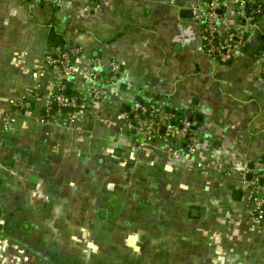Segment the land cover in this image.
<instances>
[{"label":"crops","instance_id":"0c3cea01","mask_svg":"<svg viewBox=\"0 0 264 264\" xmlns=\"http://www.w3.org/2000/svg\"><path fill=\"white\" fill-rule=\"evenodd\" d=\"M198 5L65 0L54 9L39 0H0V264H55L52 224L59 214L56 220L69 216L64 209L55 215L52 204L70 193L99 224L83 229L94 243L83 264L130 262L135 248L127 239L115 244L120 235L135 238L148 257L171 238L172 257L164 255L159 264H264V226L246 215L242 178L251 163L261 162L264 170V14L253 24L242 22L233 6L219 14L220 39L238 33L246 40L224 63L201 51L206 12L197 20ZM183 10L193 17L183 18ZM53 30L81 50L72 88L89 95L85 78L96 70L109 91L89 102L79 122L59 127L41 123L59 83L43 64ZM114 61L122 72L110 83ZM138 100L177 113L193 109L202 138L193 159L172 143L141 144L126 129L129 106ZM21 102L25 109L4 132L5 115ZM93 173L94 184L84 185L82 194L80 181ZM124 203L132 209L120 217V233L101 231L111 211L124 212Z\"/></svg>","mask_w":264,"mask_h":264},{"label":"built area","instance_id":"2783aa9c","mask_svg":"<svg viewBox=\"0 0 264 264\" xmlns=\"http://www.w3.org/2000/svg\"><path fill=\"white\" fill-rule=\"evenodd\" d=\"M40 3L54 9L63 7L65 0H39ZM235 7L237 15L244 23L253 24L256 18L264 14V4L259 0H199L194 16L201 19L200 12H206V18L200 26L201 51L210 55L219 62L227 63L233 60L236 52L246 45L243 34L231 33L224 41L219 38L217 21L219 11ZM80 48L68 42L64 47L48 44L43 64L48 66L58 78L56 93L45 104L41 123L66 126L68 123L79 122L90 101H102L109 91L101 85V73L93 70L85 78L89 95L76 92L67 97L64 91L71 85L74 75V61L80 54ZM122 72L120 63L114 61L110 67V83L115 82ZM37 86L28 95L32 97L37 91ZM25 109V102L15 103L3 119L4 132H10L16 116ZM66 110V111H65ZM182 119H178L176 112L157 106L155 103L134 101L129 106L126 114V129L135 132L141 144L155 142L172 143L182 147L184 157L193 159L202 142L199 134V122L193 109H188ZM187 111H184L187 113ZM252 174V179L247 180V175ZM248 191L247 217L254 225L264 226V170L261 162L254 163V168L246 170L242 175Z\"/></svg>","mask_w":264,"mask_h":264},{"label":"rangeland","instance_id":"374dc122","mask_svg":"<svg viewBox=\"0 0 264 264\" xmlns=\"http://www.w3.org/2000/svg\"><path fill=\"white\" fill-rule=\"evenodd\" d=\"M129 173L130 172H128L123 176L124 181H128L127 178H129ZM85 177L86 180L80 181V183L82 184L79 185L82 194L88 190V188L84 187V185L89 186L91 184H94L97 175L93 173ZM70 188L71 190H73L74 189L73 185H71ZM99 202L103 206L104 203H107V201L104 202L103 200L102 201L99 200ZM64 203H66V206H63ZM123 206H124L123 208L124 212L118 213L119 211H111L112 217H110L109 223L106 226L100 228L101 231L103 229H106L109 235L110 234L116 235L117 233H120L119 232L120 224L118 222L120 220V217L125 218L126 215L130 214L129 210L132 209L131 207L132 203L131 204L124 203ZM140 206H142L141 203ZM85 207H84V201L80 200L78 195H73L72 193H70L69 196H66L62 203L53 202L52 209L54 210L55 215H57L56 213H58L60 209H64L65 211L64 213H66L67 216H69L59 220H56V218H61L60 214L57 215V217H55V215L53 216V218L55 217V221H53L52 224V243H53V252H54L53 258L55 264L61 262L62 258L64 260V264H67V257H66L67 253L71 257V261L70 258L68 259V264H83L82 260H84L85 253L87 257L89 258L91 257L94 243L91 240L90 241L85 240L87 234L85 231H83V229L85 227H89L91 229L96 230L98 228L97 225L99 224L95 222L94 218H90L93 215V213L91 214L90 212L91 211L90 207H86V208ZM85 213H87L88 217H83ZM106 218L107 217L105 216V219ZM74 229L78 230L77 232L79 233L83 231V233L86 235L84 236L83 234H75L74 232H72ZM128 238L125 235H120L118 241H116L115 238L113 239V242L118 245L123 244L124 242L122 240L127 239L126 240L127 242L130 241V246L133 249L135 248L132 254L134 258H131V261L126 262V264H159V258L163 260L164 255L168 257H172L173 251L171 250L172 249L171 246L173 241L171 238L170 240H168V244L165 250L163 248L160 250L158 249L157 253L153 254L150 257L144 255L142 252L139 251L140 248L138 247L135 238L131 239V235H128ZM157 244L158 243L156 241H153V245H157ZM79 245H82V248L84 247V245H87V248L85 247L87 251H85L84 249H82V251L79 250ZM88 245L90 246L88 247ZM166 264H172V261L168 260Z\"/></svg>","mask_w":264,"mask_h":264},{"label":"trees","instance_id":"16d2710c","mask_svg":"<svg viewBox=\"0 0 264 264\" xmlns=\"http://www.w3.org/2000/svg\"><path fill=\"white\" fill-rule=\"evenodd\" d=\"M49 43L52 44V45H59V46H63L64 47L68 43V41L65 40L63 35H59L56 32H54V30H53L52 33H51V37H50ZM75 93H76V91L72 88L71 85H69L67 90L64 91V95H66L67 97H71ZM186 114H189V111H187V113H185V112L177 113L176 112V116H177V118L179 120L182 119Z\"/></svg>","mask_w":264,"mask_h":264},{"label":"water","instance_id":"95a60500","mask_svg":"<svg viewBox=\"0 0 264 264\" xmlns=\"http://www.w3.org/2000/svg\"><path fill=\"white\" fill-rule=\"evenodd\" d=\"M222 11H219V14H221ZM182 16L183 18H192L193 17V11L191 10H183L182 11ZM66 111V110H65ZM198 119H200L198 117ZM133 134H135V132H133ZM254 168V163H251L250 166H249V169H253ZM252 179V174H248L247 175V180H251ZM106 216V212L105 211H102L99 215L100 219H104Z\"/></svg>","mask_w":264,"mask_h":264},{"label":"flooded vegetation","instance_id":"af4514ba","mask_svg":"<svg viewBox=\"0 0 264 264\" xmlns=\"http://www.w3.org/2000/svg\"><path fill=\"white\" fill-rule=\"evenodd\" d=\"M100 215V214H99ZM100 218V217H99ZM105 219V218H104ZM104 219H102V220H104Z\"/></svg>","mask_w":264,"mask_h":264}]
</instances>
